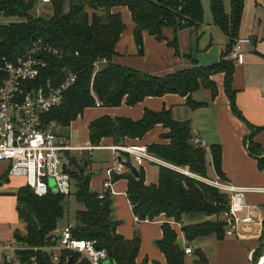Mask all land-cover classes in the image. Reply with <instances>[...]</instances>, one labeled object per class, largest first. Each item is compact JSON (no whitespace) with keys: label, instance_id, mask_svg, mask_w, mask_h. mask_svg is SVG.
I'll use <instances>...</instances> for the list:
<instances>
[{"label":"trees","instance_id":"16d2710c","mask_svg":"<svg viewBox=\"0 0 264 264\" xmlns=\"http://www.w3.org/2000/svg\"><path fill=\"white\" fill-rule=\"evenodd\" d=\"M67 3L69 8L64 12ZM50 5L52 14L43 18L32 16L31 1L0 0V16L13 19L7 24H0V63L3 58H11L23 52L33 40L42 39L64 49L65 53L60 58L49 55L44 57L48 67L42 71L41 81L54 80L63 68L77 73L76 82L64 92L61 104L45 115L46 121H54L59 128H67L85 109L95 107L96 101L100 107L105 108L119 107L122 103L134 106L146 97H162L166 94L185 97L187 107L196 109L203 104L193 102L191 94L204 85L211 89L214 96L216 90L209 76L221 72L225 75L224 90L230 109L233 115L243 121L231 88L233 65L226 59L238 38L243 0H230L229 13L224 10L223 0H210L212 21L228 39L219 63L207 67L194 66L191 70L164 78L150 77L111 62L115 55V43L124 29L119 14L111 13V9L125 7L130 12L135 24L134 40L138 52L142 53L143 32L163 41V27H173L176 33L182 28L200 25L203 22L200 0H52ZM168 44L178 53L176 39ZM102 58L107 60L106 65L93 75L92 63ZM156 125L166 130L160 138L167 143L150 145L147 151L165 163L206 178L207 150L192 143L189 121L174 120L171 110H146L137 121L100 117L88 125L89 144L98 147L103 139H110L113 145L122 146L126 139H142ZM246 144L251 156L262 153L252 142ZM208 149L214 172L223 179L220 147L213 145ZM256 160L259 169L264 170V156L256 157ZM67 161V173L73 185L70 196L82 206L75 213L74 223H71L72 236L94 241L97 249L107 252L109 264H148L147 260L141 263L136 261L140 248L138 231H135L131 240L116 232L119 222L113 216L112 196L106 194L100 199L98 192L91 189L93 173L90 151L67 153ZM125 166L130 170L131 163L127 161ZM157 167L156 184H145L142 168H137V178L127 172L114 175L112 180H126V197L139 222H152L163 216L164 221L160 227L162 236L155 245L163 254L166 264H184V251L168 221L180 225L187 244L210 236L222 240L224 222L221 214L228 206L229 195L192 177L163 166ZM14 196L17 218L23 224L22 231L17 229L13 232V242L24 247L19 252L20 264H54L42 248L55 240L58 223L64 216L65 197L52 191L46 196L37 197L27 186L18 188ZM211 216L219 219L185 224V220L190 218ZM259 240V246L252 253L251 264H256L264 251V221ZM193 254V264H209L200 249ZM32 258L34 262L30 261ZM68 260H71V264H89L81 255L67 251H61L56 264H66Z\"/></svg>","mask_w":264,"mask_h":264},{"label":"crops","instance_id":"0c3cea01","mask_svg":"<svg viewBox=\"0 0 264 264\" xmlns=\"http://www.w3.org/2000/svg\"><path fill=\"white\" fill-rule=\"evenodd\" d=\"M203 10V22L196 27H185L175 33L173 27H163L161 30L165 40L159 41L147 32L142 34V53L138 52L133 31L135 24L130 12L125 7H114L111 13L119 14L124 25L114 46L113 64L134 69L154 78H164L182 71L191 70L194 66L207 67L219 63L225 51L228 39L220 28L212 21L210 0H200ZM224 10L230 12V0H223ZM237 37H247L251 43L244 47L242 61L233 66L231 88L234 91V102L243 121L233 115L229 99L224 90V73H212L209 81L214 85L216 94L211 89L201 85L191 94L195 103L203 105L196 109L187 107L186 98L177 94H166L162 97H146L134 106L122 103L119 107H92L83 111L82 115L70 125L71 131L66 138L72 147L92 148L90 156L96 151L108 153V158L91 163L93 176L90 187L100 192L105 180V170L113 165L114 157L120 158L125 166L132 158L121 151H113L117 147L110 139H103L100 146L91 147L88 139L90 122L106 116L109 118H128L137 121L146 110L160 112L171 110L172 117L178 122L189 121L193 137H197L206 147L219 146L221 151L220 167L224 176L222 181L237 188L264 189V170L259 169L256 157L264 156V0H243V10ZM176 39L178 53L168 43ZM227 59V56H226ZM161 125H156L142 139H126L122 147L145 146L167 143L160 136L165 133ZM252 142L262 150V153L251 156L247 151V142ZM78 153V152H75ZM119 161V160H118ZM149 165L144 163L142 168ZM157 166V165H155ZM207 176L214 180V172L210 151L206 157ZM126 168V166H125ZM5 175V174H4ZM145 177V175H144ZM10 179L8 183L10 184ZM6 184V185H7ZM145 184H153L145 178ZM24 186V182L18 188ZM127 182L119 179L112 183L115 194L112 196L113 216L119 222L116 232L127 240L134 237L138 231L140 248L137 263L144 260L166 264L163 254L157 249L155 242L161 238V223L163 216L149 222H137L126 197ZM18 188L16 190H18ZM15 191L6 193L0 198V216L9 212L17 218ZM10 213V214H11ZM7 214V213H6ZM251 216L250 224H237L239 237H224L217 240L214 236L200 238L192 242L205 248V241L210 239L213 251L206 255L209 264H249L253 251L259 246L264 221V193L249 191L244 196V206L237 213L238 218ZM13 217V216H12ZM199 218L187 221L195 224ZM1 222V220H0ZM177 234L179 245L186 242L177 224H170ZM137 227V228H135ZM57 231L56 234H58ZM1 236V235H0ZM2 238V237H1ZM3 239V238H2ZM202 239H205L202 241ZM4 240V239H3ZM9 241V240H6ZM191 243V244H192ZM187 244V243H186ZM190 246V244H188ZM203 248H201V247ZM191 247V246H190ZM192 253L185 255L184 264H193Z\"/></svg>","mask_w":264,"mask_h":264},{"label":"built area","instance_id":"2783aa9c","mask_svg":"<svg viewBox=\"0 0 264 264\" xmlns=\"http://www.w3.org/2000/svg\"><path fill=\"white\" fill-rule=\"evenodd\" d=\"M52 0H39L41 4L50 5ZM79 1V0H75ZM251 41L247 37H238L227 55V60L234 66L243 58L244 47ZM65 53L62 48L35 39L23 52L11 58H3L0 63V164L5 165V174L8 179L21 178L35 196L43 197L52 191L55 194L69 197L72 193V180L67 173V153H81L92 148L72 147L65 137H60L54 132L58 128L56 122L46 121L45 115L57 108L63 98L64 92L77 80V73L63 68L56 79H46L42 71L48 67L45 56L60 58ZM77 55V53L75 54ZM107 60L96 59L92 63L93 75L105 66ZM264 98V92H263ZM96 101L95 107H99ZM195 146H201L207 151L208 147L197 138H192ZM113 151H121L132 158L134 167L142 168L144 163L167 166V164L152 156L145 146L112 147ZM67 164V169H62V164ZM133 166V164H132ZM172 167V166H171ZM143 169V168H142ZM174 169H178L175 168ZM184 174L188 172L178 169ZM130 172L125 166L113 159V165L106 168L105 180L102 183L99 198L104 195L113 196V176ZM190 175V174H189ZM196 177L195 175H192ZM207 185L229 195L228 206L221 214L224 222V237H241L236 232L237 224H250L251 216L238 218L244 206V196L249 191L264 193V189H243L232 186L222 181L218 176L214 180L198 178ZM54 186L51 187L49 182ZM135 220H138L135 217ZM169 224H177L168 221ZM180 228V225L177 224ZM72 224L67 223L55 236L54 243L42 248L50 255L51 262H59L61 251L73 252L81 255L89 264H103L108 260L104 249H97L94 241L76 239L71 233ZM182 234V233H181ZM184 254L192 253L191 247L182 245ZM24 247L13 241H5L0 236V264H20L19 252ZM263 254L256 264H263ZM34 262V258L30 259ZM262 261V262H261ZM252 263V258L249 264Z\"/></svg>","mask_w":264,"mask_h":264},{"label":"rangeland","instance_id":"374dc122","mask_svg":"<svg viewBox=\"0 0 264 264\" xmlns=\"http://www.w3.org/2000/svg\"><path fill=\"white\" fill-rule=\"evenodd\" d=\"M26 1L32 2V10H31L32 16L45 18V17H48L49 15L52 14V6L51 5L41 4L39 2V0H26ZM68 8H69V5L67 3L66 5H64V12H66L68 10ZM12 20L13 19H11V18H4V17L0 16V24H7V23L11 22ZM70 131H71V126H70V128L69 127H67V128H62V127L54 128V132L58 136L65 137V138H68ZM107 158H108V153L103 152V151H96L93 153V156L91 157L92 162H99L102 159L105 160ZM166 164H167V166H163V167L168 168L170 170H173L175 172H178L180 174H183L185 176L192 177V178L206 184L201 179H198L200 177L192 176V174L187 169L175 167L169 163H166ZM174 167L181 169V170H184V171L188 172V174H184L180 170L174 169ZM143 171H144L145 178L149 179L153 184H156L157 178H158V167L155 165H149L148 167L145 166L143 168ZM4 174H5V165L0 164V195L1 196H4V194H6L7 192L8 193H12L13 191L16 192L17 191L16 189L20 185H22V182H23V180L21 178L16 177V178H11L10 184H7L8 183V177L6 174L5 175ZM209 178L210 177L207 176L204 179H209ZM219 192L222 194H226L222 191H219ZM1 196H0V198H1ZM1 207H2V205L0 204V208ZM81 208H82V206L76 202V200L73 196L65 198V200H64V216L58 223L57 231H60L67 223H74L75 213L77 210H80ZM6 213L1 214V216H0V220H1V222H0V235L5 241L6 240L13 241V232L17 229L22 231L23 224L21 221L14 218V214L12 215V213L9 212V208L6 210ZM196 218L200 219L198 223L206 221V220L214 222L215 220L219 219V217L217 218L216 216L196 217ZM185 224H193V223L185 220ZM135 228H137V227H135ZM204 240L205 239H202V241H204ZM211 243H212V241L210 239H207V241H205V243H204L205 248L201 250L204 253H206V255H208V256H210L212 254V251H213V249H212L213 245ZM190 246L194 249V251L197 250V248H199L198 245L193 244V243L190 244ZM201 248H203V247H201ZM192 256H194V254H192ZM193 261H194V258H193Z\"/></svg>","mask_w":264,"mask_h":264},{"label":"water","instance_id":"95a60500","mask_svg":"<svg viewBox=\"0 0 264 264\" xmlns=\"http://www.w3.org/2000/svg\"><path fill=\"white\" fill-rule=\"evenodd\" d=\"M118 160L120 161V158H118ZM62 169H63V170H66V169H67V164H66V163H63V164H62ZM130 171H131V174H132L135 178L138 177L137 169H136L134 166H131V167H130ZM49 185H50L51 187H53V186H54V183H53L52 181H50V182H49ZM53 243H54V240H51L49 244L52 245ZM66 264H71V260H68ZM103 264H109V262L106 261V262H104Z\"/></svg>","mask_w":264,"mask_h":264},{"label":"bare ground","instance_id":"6f19581e","mask_svg":"<svg viewBox=\"0 0 264 264\" xmlns=\"http://www.w3.org/2000/svg\"><path fill=\"white\" fill-rule=\"evenodd\" d=\"M263 260H264V259H262V261H263ZM262 261H261V262H262ZM263 264H264V263H263Z\"/></svg>","mask_w":264,"mask_h":264}]
</instances>
